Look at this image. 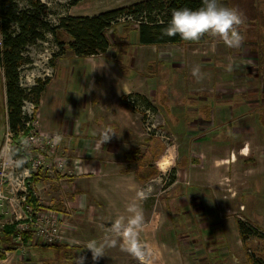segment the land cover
Instances as JSON below:
<instances>
[{"label":"crops","instance_id":"1","mask_svg":"<svg viewBox=\"0 0 264 264\" xmlns=\"http://www.w3.org/2000/svg\"><path fill=\"white\" fill-rule=\"evenodd\" d=\"M219 3L243 13L238 47L219 38L142 45L132 25L120 46L123 65L114 56H77L66 33L37 106L43 131L83 160V174L74 175L78 205L126 227L125 240L152 247L166 264H236L238 220L264 218L255 212L264 209V0ZM131 93L140 95L134 109L122 99ZM105 132L115 134L103 143Z\"/></svg>","mask_w":264,"mask_h":264},{"label":"rangeland","instance_id":"2","mask_svg":"<svg viewBox=\"0 0 264 264\" xmlns=\"http://www.w3.org/2000/svg\"><path fill=\"white\" fill-rule=\"evenodd\" d=\"M131 1L83 0L78 4L79 7L78 5L72 7L71 12L76 15H80L78 13L85 9L90 12H100L129 4ZM49 2L60 9L55 1L49 0ZM121 22V25H117L109 32L112 43L110 51L105 56H114L124 65L125 49L120 46L122 42L127 41L125 36L129 39L128 35L129 32L132 33V28L126 26L124 20ZM119 27L123 33L118 32ZM58 38L67 42L69 36L60 31ZM55 45H57L55 39L50 36V41L43 43L41 49L32 48L30 54L35 57V63L26 66L23 70L22 81L25 86L33 85L38 77H45L43 73L48 63L43 53L48 50L52 55V51L57 50ZM116 45L118 47L114 48ZM52 70L54 73V69ZM236 77L240 78L237 75ZM240 83H245V80L239 83L238 80H233V84L240 85ZM263 86L264 83L261 82L260 88ZM26 108L29 114V106ZM33 120L18 137L10 133L7 124L4 78L0 70V254L4 256V258L0 257V264H75L76 258L81 255L87 257L85 264H166L161 257L159 260L153 255L152 247L146 245H139L142 254H134L137 242L125 240L123 233L126 227H114L97 221L92 217V211L87 204L78 205L80 194L77 189L80 184L75 181L74 176H63L55 169L49 171L47 165L50 163V157H47L45 162L39 161L36 141H31L32 138L36 140L40 138L41 132H44L37 106L33 112ZM12 149L22 154L23 159L15 158ZM58 155L67 161V165L72 163L74 158V154L68 155L60 146ZM6 156L7 163H5ZM17 162H20V166H17ZM27 167L30 171L25 172ZM259 211L264 209L255 210V212ZM242 216L243 220L259 229V236L262 237L237 241L242 256L236 250V257H232L236 264L244 262L246 253L249 259L253 253L264 257V225L262 224L264 218ZM26 222L29 227L26 232L33 234L32 240H20L17 237L21 223ZM7 229L10 231L9 235L6 233ZM164 230L166 227L162 228V231ZM25 241L27 242L24 243ZM90 242L105 244L104 256L96 262L92 261L91 252L86 249ZM7 243H10L9 246ZM6 247L9 248L7 252ZM183 251L190 256L193 252H189V248L185 250V247Z\"/></svg>","mask_w":264,"mask_h":264},{"label":"trees","instance_id":"3","mask_svg":"<svg viewBox=\"0 0 264 264\" xmlns=\"http://www.w3.org/2000/svg\"><path fill=\"white\" fill-rule=\"evenodd\" d=\"M50 1H55L60 9L49 0H0V70L4 78L8 128L17 137L32 120L25 110L26 102L38 106L51 80V76H45L35 79L31 86L23 84V70L35 63V57L30 52L32 48L41 49L43 43L53 36L57 50L52 52L47 62L53 68L56 58L66 51V42L58 38L60 31L71 37L67 45L80 57L105 55L112 43L109 32L121 25L119 19L122 17L126 26H137L138 42L142 45L203 43L214 39L206 35L198 42H186L179 35H162L174 10L185 7L198 9L202 6V0H138L92 15L70 14V9L83 0ZM139 96L131 93L122 99L134 109ZM141 102L146 103L145 99H141ZM13 155L23 159L20 153L14 151ZM238 228L244 240L260 233L257 227L243 219L238 220ZM6 233L10 234L9 229ZM27 233H24L25 240L31 235ZM244 264H264V259L253 253L249 262Z\"/></svg>","mask_w":264,"mask_h":264},{"label":"clouds","instance_id":"4","mask_svg":"<svg viewBox=\"0 0 264 264\" xmlns=\"http://www.w3.org/2000/svg\"><path fill=\"white\" fill-rule=\"evenodd\" d=\"M243 22V13L237 9L224 6L219 3V0H202V6L198 9L185 7L174 10L162 35L168 37L179 35L186 42H198L207 35L219 38L227 47H238L243 39L238 32V27ZM192 75L197 82L204 78V73L198 65L193 67ZM114 134L105 132L102 136L103 143L110 141ZM7 162L6 156L5 163ZM17 166H20V162H17ZM142 219L140 215L134 217L137 227L142 223ZM86 249L91 252L92 261L96 262L104 256L105 244L90 242ZM135 253L142 254L139 246L135 249ZM86 259V256H78L75 264H85Z\"/></svg>","mask_w":264,"mask_h":264},{"label":"built area","instance_id":"5","mask_svg":"<svg viewBox=\"0 0 264 264\" xmlns=\"http://www.w3.org/2000/svg\"><path fill=\"white\" fill-rule=\"evenodd\" d=\"M120 21L124 20L125 18L122 17L119 19ZM113 30V29H112ZM111 30V31H112ZM55 48H57V45H55ZM55 50V49H54ZM53 50V51H54ZM52 51V52H53ZM43 55H45L46 60L48 62L49 58L51 57V52L48 53V50H46L45 53H43ZM53 68L49 67L48 65L45 68V72L43 73L44 76H52L53 74ZM52 74V75H51ZM29 81L31 80L30 78L28 79ZM29 106L30 110L29 115H31L32 120L30 122L27 123V125H29L31 122H33V112L36 109V105L32 102H26L25 105V109H27L26 107ZM37 121V120H36ZM41 137L40 138H32L31 141L34 142V140L36 141L35 144L37 146V155L39 157V161H44L47 157H50V163L47 165V168L49 169V171H53L55 169L56 172L61 173L63 176H74V175H81L83 174V167H82V159H78V156L75 157L76 159H73L72 163H69V165H67V161H65L64 158L61 159V157L58 155V147L60 146V135L58 134H54V133H48L46 131L41 132ZM30 171V168L27 167V169L25 170V172ZM60 176V175H59ZM62 176V177H63ZM54 219V218H53ZM55 220V219H54ZM20 232L18 234V238L20 240H25V235L24 233L29 229L28 227V223H21V227L19 228ZM24 231V232H23ZM30 237L28 238V240H32L33 239V234L30 233ZM16 237V238H17ZM48 237V236H47ZM51 239V238H50ZM27 241H25L24 243H26Z\"/></svg>","mask_w":264,"mask_h":264}]
</instances>
